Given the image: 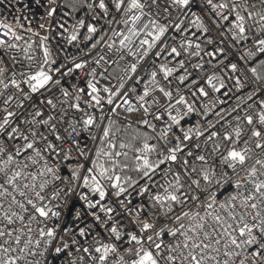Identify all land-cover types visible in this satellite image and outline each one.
Segmentation results:
<instances>
[{
    "label": "snow or ice",
    "instance_id": "obj_1",
    "mask_svg": "<svg viewBox=\"0 0 264 264\" xmlns=\"http://www.w3.org/2000/svg\"><path fill=\"white\" fill-rule=\"evenodd\" d=\"M0 264H264V0H0Z\"/></svg>",
    "mask_w": 264,
    "mask_h": 264
}]
</instances>
